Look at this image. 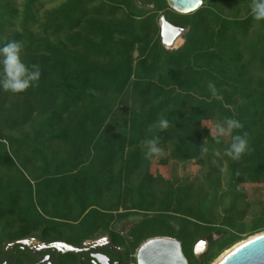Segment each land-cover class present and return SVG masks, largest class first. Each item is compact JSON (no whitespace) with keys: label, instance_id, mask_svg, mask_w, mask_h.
<instances>
[{"label":"rangeland","instance_id":"obj_1","mask_svg":"<svg viewBox=\"0 0 264 264\" xmlns=\"http://www.w3.org/2000/svg\"><path fill=\"white\" fill-rule=\"evenodd\" d=\"M67 2L0 0V43L15 35L29 42L25 63L64 53L99 70L65 103L63 95L47 102L36 91L0 90V244L98 238V227L109 226L138 242L174 231L188 264H215L263 234L264 173L254 179L248 164L227 157L231 135L216 143L215 131L232 118L257 124L252 132L264 137V24L248 4L202 0L182 15L166 0H76L64 19L55 11ZM166 13L186 26L171 49ZM185 43L192 53L175 55ZM161 49L172 56L161 60ZM200 111L199 140L184 144L174 121ZM159 118L171 129L152 127ZM153 136L163 152L149 156L144 141ZM185 146L196 151L182 155ZM219 229L236 242L220 250Z\"/></svg>","mask_w":264,"mask_h":264},{"label":"trees","instance_id":"obj_2","mask_svg":"<svg viewBox=\"0 0 264 264\" xmlns=\"http://www.w3.org/2000/svg\"><path fill=\"white\" fill-rule=\"evenodd\" d=\"M76 0H68V2L62 6L59 10L55 11V14L58 13L64 19L68 18V12L73 7ZM148 2H152L153 0H144ZM234 3L239 4H248L249 0H228ZM203 6V4H202ZM169 10V9H168ZM130 14L135 17L137 14L134 10L130 11ZM165 20L171 26L177 29H184L186 26L180 25L179 23H175L168 18V13L165 14ZM132 30L138 29V23H134L132 25ZM191 31H189V34ZM108 32L106 33L105 41L108 40L107 38ZM9 40H18L21 41V37L19 35H15L14 37L8 38L7 40L2 41L5 43ZM24 49H29L30 43L25 42ZM192 49H190V45L185 43L182 49H179L174 52L175 55L180 54H191ZM173 52L166 51L164 49L160 50V59L165 61L168 57L172 56ZM73 61L75 68L73 70L67 69L68 62ZM34 63H29V65ZM38 65L44 70L41 72V78L37 86L30 88L27 90L28 92L36 91L45 99V101L50 102L55 98H58L63 95L64 103L66 101H71L76 99L82 89L88 88L90 83L92 82V78L99 73V70L91 67L83 66L79 60L71 58V56L66 55L64 53H59L58 56H47L42 57ZM53 73L56 75L57 80L49 81L46 77ZM196 84V83H195ZM199 86V84L197 85ZM203 107V106H202ZM204 109V108H203ZM229 116V115H228ZM180 118L174 121V127L182 132L181 140L185 143L187 142H195L199 140L200 136V122L207 117V114L204 111H200V114L197 113L195 118H188L183 119L180 115ZM146 120V118H145ZM171 124V122H170ZM242 124V123H241ZM257 124L249 123V124H242V128L236 129L233 131L232 135H244L246 136L249 142V151L245 152L240 159L237 160L239 164H248V171L250 175L255 179L262 173H264V137L257 136L256 133H253L252 129L256 127ZM171 129V126L168 130ZM264 136V134H263ZM183 153L185 154L186 151H196V149L191 148L189 146H185L182 149ZM184 157V156H182ZM5 161L9 164H12L11 159L8 155L4 157ZM181 214V213H176ZM165 218V217H164ZM217 232L224 234L218 242L217 245L220 247V250L229 247L233 243H235V239L233 238L232 234L227 229H219ZM167 238H172L177 240V234L172 231L168 232L167 235L162 236ZM150 237L149 239H152ZM148 240V239H147Z\"/></svg>","mask_w":264,"mask_h":264},{"label":"flooded vegetation","instance_id":"obj_3","mask_svg":"<svg viewBox=\"0 0 264 264\" xmlns=\"http://www.w3.org/2000/svg\"><path fill=\"white\" fill-rule=\"evenodd\" d=\"M98 230H103L98 238L11 239L0 244V264H139L137 252L149 239L138 242L140 235L119 234L110 226ZM181 252L186 259L182 245Z\"/></svg>","mask_w":264,"mask_h":264},{"label":"clouds","instance_id":"obj_4","mask_svg":"<svg viewBox=\"0 0 264 264\" xmlns=\"http://www.w3.org/2000/svg\"><path fill=\"white\" fill-rule=\"evenodd\" d=\"M248 15L258 25L264 24V0H249ZM24 44L18 40H9L0 43V90L11 94H22L30 88L38 85L41 78V69L38 64H27L22 58ZM208 89L215 94V85L211 82ZM167 118H159L152 126L160 132H165L170 127ZM242 128L237 119H226L215 128L217 133L216 143H220V137L231 135V143L225 150V155L233 160H238L249 151V142L244 135H232L233 131ZM148 148V155H160L163 149L159 146V137L153 136L144 141ZM202 151L207 148L202 147Z\"/></svg>","mask_w":264,"mask_h":264},{"label":"water","instance_id":"obj_5","mask_svg":"<svg viewBox=\"0 0 264 264\" xmlns=\"http://www.w3.org/2000/svg\"><path fill=\"white\" fill-rule=\"evenodd\" d=\"M168 7L182 15L196 12L202 0H166ZM172 29L179 30L162 20ZM139 264H187L181 244L172 238H153L146 241L137 252ZM216 264H264V233L250 238L232 249Z\"/></svg>","mask_w":264,"mask_h":264},{"label":"bare ground","instance_id":"obj_6","mask_svg":"<svg viewBox=\"0 0 264 264\" xmlns=\"http://www.w3.org/2000/svg\"><path fill=\"white\" fill-rule=\"evenodd\" d=\"M161 22H162V36H163V42H164L165 47H168L169 49L175 48L176 47V44L178 42V38H179L178 30H175V29L170 28L163 21H161ZM242 243L243 242L235 245L232 249L236 248L237 246L241 245ZM232 249H230L229 251H227L222 257H224L226 254H228Z\"/></svg>","mask_w":264,"mask_h":264}]
</instances>
